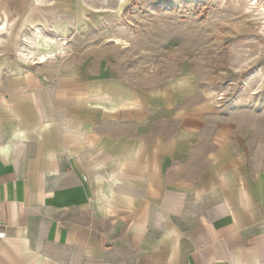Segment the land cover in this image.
Masks as SVG:
<instances>
[{"label":"crops","instance_id":"obj_1","mask_svg":"<svg viewBox=\"0 0 264 264\" xmlns=\"http://www.w3.org/2000/svg\"><path fill=\"white\" fill-rule=\"evenodd\" d=\"M125 2L0 0V264H264V169L220 117L29 64L38 34Z\"/></svg>","mask_w":264,"mask_h":264},{"label":"rangeland","instance_id":"obj_2","mask_svg":"<svg viewBox=\"0 0 264 264\" xmlns=\"http://www.w3.org/2000/svg\"><path fill=\"white\" fill-rule=\"evenodd\" d=\"M96 13L95 24L38 34L29 64L44 55L63 72L167 85L220 117L239 154L264 169V0H126Z\"/></svg>","mask_w":264,"mask_h":264},{"label":"bare ground","instance_id":"obj_3","mask_svg":"<svg viewBox=\"0 0 264 264\" xmlns=\"http://www.w3.org/2000/svg\"><path fill=\"white\" fill-rule=\"evenodd\" d=\"M40 60H41V61H44V60H45V57L40 58Z\"/></svg>","mask_w":264,"mask_h":264}]
</instances>
